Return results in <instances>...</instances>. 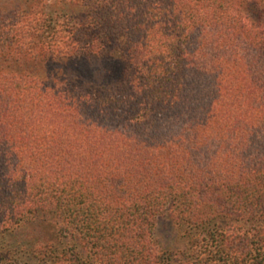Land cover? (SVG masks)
I'll return each instance as SVG.
<instances>
[{
	"label": "trees",
	"instance_id": "1",
	"mask_svg": "<svg viewBox=\"0 0 264 264\" xmlns=\"http://www.w3.org/2000/svg\"><path fill=\"white\" fill-rule=\"evenodd\" d=\"M40 214L24 264H264V0L0 11V234Z\"/></svg>",
	"mask_w": 264,
	"mask_h": 264
},
{
	"label": "rangeland",
	"instance_id": "2",
	"mask_svg": "<svg viewBox=\"0 0 264 264\" xmlns=\"http://www.w3.org/2000/svg\"><path fill=\"white\" fill-rule=\"evenodd\" d=\"M28 1L29 0H0V11L3 16H6L10 10L15 9L17 6H23V4L28 3ZM45 12L48 13L51 18L57 20H63L71 15H77V11L72 5L56 1L50 2L45 8ZM34 68L35 71L38 72V75L43 76L61 74L62 70L72 73L73 70L77 69V66L74 68L73 66L67 68L65 64L61 65L60 63L53 62ZM62 227L61 221L52 214L34 216L28 221L21 223L16 229L0 234V255H6L7 252H11L10 256H15L19 264H24L26 260L24 254L27 251L26 249L32 246V243L49 244L54 241L59 242L64 240L60 238V236L55 240V235ZM155 233L156 237L159 238L161 243L165 246H172L175 243L181 244L183 240L180 228L171 225L165 219L160 221L156 226Z\"/></svg>",
	"mask_w": 264,
	"mask_h": 264
}]
</instances>
